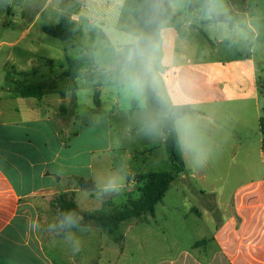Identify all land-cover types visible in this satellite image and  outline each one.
Instances as JSON below:
<instances>
[{
	"label": "crops",
	"instance_id": "obj_1",
	"mask_svg": "<svg viewBox=\"0 0 264 264\" xmlns=\"http://www.w3.org/2000/svg\"><path fill=\"white\" fill-rule=\"evenodd\" d=\"M138 1L0 0V264H58L50 249H57L59 257L64 258V249L56 244L64 240L46 230L58 213L54 199L60 193H73L75 199L81 190L67 170V160L72 157L67 137L75 135L70 132L74 120L66 105L67 90L75 78L60 76L67 70L64 64L55 69L56 61H67L68 56L65 50L61 56L53 52L57 43L43 32V26L67 17L78 24L80 33L91 36L96 28L103 39L119 43L141 34L138 21L130 19ZM170 4L173 12L181 16V25L172 21L161 25L164 70L160 76L163 95L172 105H190L195 110L176 120L185 171L193 162L192 146L199 137L197 133L219 127L218 121L226 123L231 112L244 119L243 113L252 109L259 136L258 147L246 153V158L252 156L246 169L253 171L254 178L239 184L232 203L221 201L217 208L208 205L205 214L214 223L213 236L196 241L190 251L181 250L170 264H264V149L260 129L264 92L253 48L222 60L198 44L204 40L226 42L237 34L235 14L248 17V27L257 36L251 24L256 18L247 4L239 9L234 0H170ZM85 7L88 15L82 14ZM48 8L53 14L47 13L46 18L53 16L54 20L38 25ZM229 13L233 22L213 21L216 15ZM125 45L108 47L120 50ZM23 80L44 85V96L20 97L14 81ZM220 127L224 137L239 138L229 144L234 159L242 147L240 133L229 125ZM201 161L209 163L204 158ZM210 205L216 216H210ZM195 210L203 216L200 209ZM33 221L40 227L34 229ZM95 230L99 229L89 227L88 231ZM76 235L80 237L79 232ZM212 245L216 250L212 251Z\"/></svg>",
	"mask_w": 264,
	"mask_h": 264
},
{
	"label": "rangeland",
	"instance_id": "obj_2",
	"mask_svg": "<svg viewBox=\"0 0 264 264\" xmlns=\"http://www.w3.org/2000/svg\"><path fill=\"white\" fill-rule=\"evenodd\" d=\"M249 2L234 0L239 9L247 4L256 18L251 24L258 32L257 36L248 27V17L235 14L237 34L226 42L204 40L198 44L210 50L214 58L222 60L246 54L253 48L264 92V19L261 18L264 0ZM176 5L181 4L176 2ZM88 10L85 7L82 14L88 15ZM186 12L190 14L189 10ZM47 13L53 14L52 9L46 10L38 25L46 20H54L53 16L51 19L46 18ZM97 15L100 16L101 12L98 11ZM130 19H133V23L137 22L133 16ZM49 39L57 43L54 53L60 52L61 56L65 50L68 58L76 59L88 54L93 57L96 67L94 72L82 70L67 90L69 100L66 105L74 120L70 132H75V135L67 137L70 145L68 152L72 153L71 159L67 160V170L74 177L93 179L97 183L95 191L80 190L75 194L79 208L84 211L99 210L107 199L121 207L129 199H138L142 182L136 180V175L170 172L172 163L162 142L164 112L149 106L146 94L138 97L128 87L126 67L118 75L107 63V55L113 54L108 46L124 42L127 45V39L119 43L109 42L101 37V32L96 28L92 30L91 36L79 33L66 41L53 37ZM62 64L68 69L67 61L62 58L56 61L55 69ZM87 73H94L95 79L88 81ZM96 90L101 92L100 108L94 105ZM261 104L264 116V97L261 98ZM243 114L244 119H239L231 112V118L226 123L218 121L219 127L197 133L199 137L192 146V152H195L192 153L193 162L188 164L185 171L187 177L183 179L184 173L176 177L163 201L155 206L154 216L128 220L122 224V245L113 242L101 229L85 231L79 232L81 246L78 252H73L64 241L59 240L56 244L59 243L60 248L64 249L65 256L61 258L57 249H50L51 256L58 264H170V260L181 250L190 251L196 241L213 236L214 223L205 214L208 205L214 204L217 208L221 207V201L232 203L239 184L254 178L253 171L246 169V163L252 160V156L246 158V153L258 147V121L252 109H247ZM225 125L240 133L242 147L234 159L229 144L237 142L239 138L224 137V130L220 126ZM177 128L181 130L180 123ZM202 158L209 163L204 165ZM202 174L204 177H201ZM109 181L121 187L120 191L105 195L102 186ZM210 207V216H216L212 205ZM195 209H200L203 216ZM211 247L212 251L216 250V245Z\"/></svg>",
	"mask_w": 264,
	"mask_h": 264
},
{
	"label": "trees",
	"instance_id": "obj_3",
	"mask_svg": "<svg viewBox=\"0 0 264 264\" xmlns=\"http://www.w3.org/2000/svg\"><path fill=\"white\" fill-rule=\"evenodd\" d=\"M133 15L141 27V34L150 37L153 46V73L155 77V90H149L146 93L149 106L164 112L163 131L165 134V148L172 163L170 172H149L136 175V180L142 182L140 188V197L138 199H129L126 204L119 207L111 199L103 201L102 208L99 210H81L74 199L73 193H60L54 199V204L58 212L75 209L83 216V224L88 227H96L106 232L113 242L122 245L124 235L121 232V226L125 221L133 219H144L155 215V206L163 201L171 184L176 177L185 172V162L179 152V137L176 131L175 122L178 118L195 112L190 105L175 106L172 105L164 94V87L161 81L160 73L164 70L161 65V25L164 21H172L179 27L181 25V16L173 12L170 0H139L133 8ZM232 16L227 14L216 15L215 22H231ZM233 22V21H232ZM43 32L59 40H70L75 38L80 29L73 20L62 17L56 24H47L43 26ZM131 46L125 45L120 50L108 47L113 54L107 55V63L113 67V71L120 75L126 67L125 58ZM68 69L60 75L66 78H76L82 70L95 71V62L93 57L84 54L81 58H68ZM88 81L95 79V74L86 75ZM15 90L23 98H42L45 94V86L41 84H32L26 81H14ZM101 92L96 90L93 96L94 105L97 108L101 106ZM260 129L263 135L264 149V116L260 120ZM72 180L84 191L93 192L97 189V183L93 179L83 177H74Z\"/></svg>",
	"mask_w": 264,
	"mask_h": 264
},
{
	"label": "clouds",
	"instance_id": "obj_4",
	"mask_svg": "<svg viewBox=\"0 0 264 264\" xmlns=\"http://www.w3.org/2000/svg\"><path fill=\"white\" fill-rule=\"evenodd\" d=\"M126 43L131 46L125 58L126 81L128 87L138 97H143L149 90H155L152 42L150 37L140 34L129 36ZM120 189L121 187L112 181L102 186V192L105 195L117 193ZM31 226L34 229L40 227L36 221H33ZM46 230L54 238L62 237L73 252H78L81 241L76 232L88 231L89 227L83 224V216L78 211L69 209L58 212L47 224ZM53 243H55V239H53Z\"/></svg>",
	"mask_w": 264,
	"mask_h": 264
}]
</instances>
